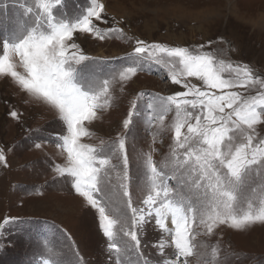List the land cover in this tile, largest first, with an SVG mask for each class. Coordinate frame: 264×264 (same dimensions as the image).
I'll return each instance as SVG.
<instances>
[{
  "label": "snow or ice",
  "instance_id": "6c2138e0",
  "mask_svg": "<svg viewBox=\"0 0 264 264\" xmlns=\"http://www.w3.org/2000/svg\"><path fill=\"white\" fill-rule=\"evenodd\" d=\"M62 4L63 0H33V6L25 9L34 17L31 23L19 24L10 36L0 39V77L11 78L33 101L54 110L64 128L55 138V146L65 154V162L54 165L57 176L68 179L74 192L98 214L114 264H148L140 232L151 220L169 238L158 242V250L163 254L166 247L172 248L164 264H189L190 258L203 264H220L224 259L227 264L218 246L198 243L197 237L211 235L219 226L240 232L264 226V136L257 131L264 124V77L248 64L223 59L224 49L140 39L127 64L101 76L91 70L94 58L74 37L79 33L99 40L121 38L123 29H102L94 23H108L101 0H91L72 19L55 14ZM148 63L166 68L172 83L184 90L154 96L147 105L148 123L158 128L153 142L165 130L167 114L174 111L172 145L159 166L151 152L137 154L142 171L137 187L145 193L137 206L127 149L137 102L122 122L124 134L111 141L101 139L98 145L82 141L95 134L88 125L113 106V84H127L146 71ZM238 89H255V93L245 95ZM10 115L18 118L19 114ZM0 164L7 167L3 149ZM12 222L5 218L0 229ZM203 248L209 251L202 252ZM76 255L79 261L78 251ZM41 264L57 261L45 259Z\"/></svg>",
  "mask_w": 264,
  "mask_h": 264
},
{
  "label": "rangeland",
  "instance_id": "374dc122",
  "mask_svg": "<svg viewBox=\"0 0 264 264\" xmlns=\"http://www.w3.org/2000/svg\"><path fill=\"white\" fill-rule=\"evenodd\" d=\"M90 2L63 0L54 11L59 17L72 19L87 9ZM101 2L105 4L102 15L108 23H94L102 29L122 28L125 35L104 40L79 33L74 37L84 53L94 58L91 70L101 76L127 64L128 54L140 39L170 46L204 45L209 51L224 49L223 59L248 64L258 76L264 77V0ZM30 6L33 0H0V39L10 36L19 24L31 23L34 17L25 13ZM189 81L200 83L194 78ZM183 90L172 83L166 68L148 63L146 71L139 72L127 84H113V106L100 113L101 119L88 125L95 134L83 138V143L98 145L101 139L114 140L118 134H124L122 122L133 101L137 102L138 112L127 141L133 201L137 206L145 196L137 187L142 182L137 154L151 152L159 166L172 145L170 125L174 111L167 114L165 130L153 142L158 128L148 123L147 105L154 96L167 97ZM238 90L245 95L255 93V89ZM138 93L145 95L141 98ZM12 111L19 114L18 118L11 117ZM63 131L54 110L33 101L11 78L0 77V149L7 158V167L0 164V224L5 218L14 221L0 229V264H41L45 259L57 264H114L107 249L108 241L99 228L98 214L74 192L68 179L59 178L54 171L55 164L65 162V154L55 146L56 135ZM257 131L264 136V124L258 125ZM37 143L41 148L34 146ZM169 183L174 185L175 181ZM168 226L172 227L170 220ZM162 238L169 240L154 220L143 226L141 251L148 264H164L171 256L170 246L163 254L158 250ZM197 242L218 246L227 264H264V226L244 232L219 226L211 235H199ZM201 251L208 252L209 248ZM189 264L203 261L190 258ZM220 264H225V260Z\"/></svg>",
  "mask_w": 264,
  "mask_h": 264
},
{
  "label": "flooded vegetation",
  "instance_id": "af4514ba",
  "mask_svg": "<svg viewBox=\"0 0 264 264\" xmlns=\"http://www.w3.org/2000/svg\"><path fill=\"white\" fill-rule=\"evenodd\" d=\"M232 61V60H231Z\"/></svg>",
  "mask_w": 264,
  "mask_h": 264
}]
</instances>
